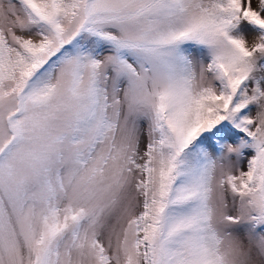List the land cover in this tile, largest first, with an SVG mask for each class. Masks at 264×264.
Instances as JSON below:
<instances>
[{"label": "snow or ice", "instance_id": "1", "mask_svg": "<svg viewBox=\"0 0 264 264\" xmlns=\"http://www.w3.org/2000/svg\"><path fill=\"white\" fill-rule=\"evenodd\" d=\"M0 264H264V0H0Z\"/></svg>", "mask_w": 264, "mask_h": 264}]
</instances>
